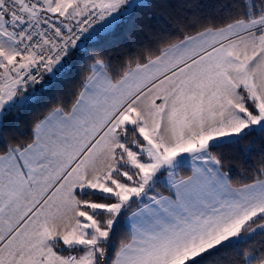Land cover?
<instances>
[{
	"label": "snow or ice",
	"instance_id": "6c2138e0",
	"mask_svg": "<svg viewBox=\"0 0 264 264\" xmlns=\"http://www.w3.org/2000/svg\"><path fill=\"white\" fill-rule=\"evenodd\" d=\"M141 12L168 27L115 64L90 50ZM0 264H264V0H0Z\"/></svg>",
	"mask_w": 264,
	"mask_h": 264
},
{
	"label": "trees",
	"instance_id": "16d2710c",
	"mask_svg": "<svg viewBox=\"0 0 264 264\" xmlns=\"http://www.w3.org/2000/svg\"><path fill=\"white\" fill-rule=\"evenodd\" d=\"M202 3L205 9H211L212 0H202ZM167 27L168 24L163 18H154L147 12H141L137 18L125 24L113 36L106 38L100 44L90 46V50L96 49L102 51L115 64L118 61H122L126 55L135 53L141 45L148 43L150 40V30L159 31ZM79 54L82 55V53ZM88 62L90 61H84V63ZM82 75L83 73L79 70V65H77L76 70L68 78L61 82L57 88L50 90L41 103L35 105L33 109L23 115L20 127L25 134L23 139L24 143L30 142L27 137L30 134L31 124L34 118H42L51 107L60 103H63L65 107H70L74 100V94L78 91V85L82 79ZM251 139L250 137L248 140H243L239 144L232 145L224 150L228 158L226 170L230 168V174L235 180L243 178L245 182H250L253 170L257 167L262 148L260 143L256 142L252 144L251 151H249L248 148ZM185 171H187L186 174ZM181 172L183 175L190 174L188 168H185ZM158 190L167 193V189L163 186H158ZM133 208L134 205L129 209V212ZM124 231L125 223L121 219L117 233V242L122 237Z\"/></svg>",
	"mask_w": 264,
	"mask_h": 264
},
{
	"label": "crops",
	"instance_id": "0c3cea01",
	"mask_svg": "<svg viewBox=\"0 0 264 264\" xmlns=\"http://www.w3.org/2000/svg\"><path fill=\"white\" fill-rule=\"evenodd\" d=\"M188 169H189V171H190V173H191V168L189 167ZM186 173H187V171L185 172V174H186ZM180 175H183L182 172L180 173ZM158 191H160V190H158ZM160 192H162V191H160ZM162 193L165 194V195L168 194V193H164V192H162ZM135 207H136V206L134 205V208H133L131 211L135 210ZM131 211H130L127 215H129V214L131 213Z\"/></svg>",
	"mask_w": 264,
	"mask_h": 264
},
{
	"label": "rangeland",
	"instance_id": "374dc122",
	"mask_svg": "<svg viewBox=\"0 0 264 264\" xmlns=\"http://www.w3.org/2000/svg\"><path fill=\"white\" fill-rule=\"evenodd\" d=\"M186 172V171H185ZM181 173V172H180Z\"/></svg>",
	"mask_w": 264,
	"mask_h": 264
}]
</instances>
